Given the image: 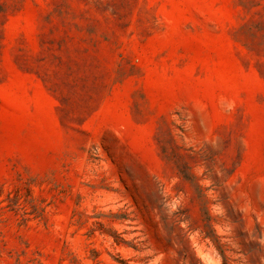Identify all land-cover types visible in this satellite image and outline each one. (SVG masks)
<instances>
[{
  "label": "rangeland",
  "instance_id": "374dc122",
  "mask_svg": "<svg viewBox=\"0 0 264 264\" xmlns=\"http://www.w3.org/2000/svg\"><path fill=\"white\" fill-rule=\"evenodd\" d=\"M214 263L264 264V0H0V264Z\"/></svg>",
  "mask_w": 264,
  "mask_h": 264
},
{
  "label": "trees",
  "instance_id": "16d2710c",
  "mask_svg": "<svg viewBox=\"0 0 264 264\" xmlns=\"http://www.w3.org/2000/svg\"><path fill=\"white\" fill-rule=\"evenodd\" d=\"M117 243H119V240H118V238H116V240H115Z\"/></svg>",
  "mask_w": 264,
  "mask_h": 264
},
{
  "label": "bare ground",
  "instance_id": "6f19581e",
  "mask_svg": "<svg viewBox=\"0 0 264 264\" xmlns=\"http://www.w3.org/2000/svg\"><path fill=\"white\" fill-rule=\"evenodd\" d=\"M215 264V263H214Z\"/></svg>",
  "mask_w": 264,
  "mask_h": 264
}]
</instances>
